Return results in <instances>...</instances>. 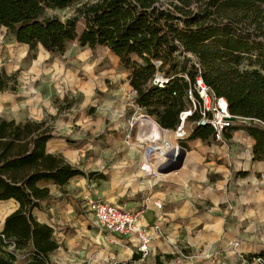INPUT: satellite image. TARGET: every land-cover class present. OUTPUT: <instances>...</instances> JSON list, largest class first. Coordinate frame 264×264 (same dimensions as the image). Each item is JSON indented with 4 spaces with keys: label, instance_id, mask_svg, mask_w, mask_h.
Masks as SVG:
<instances>
[{
    "label": "crops",
    "instance_id": "crops-1",
    "mask_svg": "<svg viewBox=\"0 0 264 264\" xmlns=\"http://www.w3.org/2000/svg\"><path fill=\"white\" fill-rule=\"evenodd\" d=\"M73 42L86 57H98L91 68L97 67L95 77L110 85L99 83L98 93H83L79 109L71 103L58 109L55 104L56 99L69 98L55 89L57 79L51 71L58 54L40 45L33 50L23 45L20 57L11 64L0 63V73H16L18 80L16 92L0 93V116L47 124L49 115H56L46 151L61 155L85 173L63 186L39 183L48 187L49 197L31 214L53 229L58 247L50 253V263L253 264L249 255L264 250V160H253L255 141L245 127L236 124L223 141L184 140L187 153L182 166L154 178L139 170V157L121 152L122 148L96 155L95 142L117 145L129 131L135 113L127 101L129 70L107 47ZM26 58L31 60L23 67ZM79 110L83 115L74 122ZM73 124L80 126L78 130ZM89 172L93 175H87ZM88 196L139 212L138 223L151 235L148 255L136 251L137 243L131 237L103 230L85 207ZM155 202L161 203V208ZM0 206L1 231L5 217L18 205L6 200ZM234 242L238 247L233 248ZM19 255L22 259L23 252Z\"/></svg>",
    "mask_w": 264,
    "mask_h": 264
},
{
    "label": "trees",
    "instance_id": "trees-1",
    "mask_svg": "<svg viewBox=\"0 0 264 264\" xmlns=\"http://www.w3.org/2000/svg\"><path fill=\"white\" fill-rule=\"evenodd\" d=\"M74 2L80 5L65 20L48 12ZM79 19L84 21L80 32ZM0 26L30 50L40 45L63 54L73 41L107 47L129 70L137 104L169 128L184 108L187 83L179 77L161 89L148 83L156 72L154 59L162 60V68L168 66L166 72L187 71L194 81V69L181 68L185 61L179 59L180 52L174 55L176 40L197 55L203 82L226 99L232 115L264 123V0H0ZM11 78L0 73V91L14 89L7 84ZM243 126L255 141L253 160H264V126ZM51 131L46 121L16 122L0 116V200L18 205L0 231V264H15L24 251L29 253L24 264H51L49 255L58 247L53 229L31 214L49 197L48 187L39 183L63 186L85 173L46 151ZM189 138L207 141L212 129L196 126ZM9 243L12 250L7 249ZM253 259L264 264V250L249 255L248 260Z\"/></svg>",
    "mask_w": 264,
    "mask_h": 264
},
{
    "label": "built area",
    "instance_id": "built-area-1",
    "mask_svg": "<svg viewBox=\"0 0 264 264\" xmlns=\"http://www.w3.org/2000/svg\"><path fill=\"white\" fill-rule=\"evenodd\" d=\"M177 45V51L174 55L179 54V59H183L188 65L195 71L194 81L191 82L187 71L177 70L165 71L168 66L162 68V60L154 59L152 63L156 69L155 74L149 81V86L156 88H164L169 84L175 77H179L187 83V87L183 94L184 108L178 113L177 121L174 127H162L160 126L155 118L151 115L146 114L141 106L136 102L137 92L130 88L127 101L128 105L135 109V113L129 123V131L124 137V143L127 146H139L144 147L143 153L140 157L139 170L144 173L148 178H154L159 176L160 173L158 168L165 164L168 160H176L181 154L187 153L186 147L180 142L188 139L192 131L196 126L208 125L212 129V138L215 141H223L227 134L232 133L235 129V125H261L264 126L260 120L250 117H241L232 115L228 110L227 101L222 96H217L214 92L203 82L201 77L202 66L196 54L185 51L183 46L178 42L174 41ZM232 117L235 120H232ZM141 118L154 123L155 130L158 134L156 142L160 145V142L165 140V136H170L173 140V148L170 152H149L147 143L141 141ZM135 126L136 134L135 140H132L131 130ZM173 149V150H172ZM85 207L93 213L99 226L110 233L131 237L137 243L136 251L142 256L148 255L151 250V235L148 230L138 223L139 212L131 211L129 209H122L114 204H109L103 199L97 196H88L85 198ZM156 207L161 208V203L155 202ZM4 242H6L3 235H1ZM238 243H233V246H237ZM8 250L13 249V244L7 245ZM258 263L261 264L260 260L257 259Z\"/></svg>",
    "mask_w": 264,
    "mask_h": 264
},
{
    "label": "rangeland",
    "instance_id": "rangeland-1",
    "mask_svg": "<svg viewBox=\"0 0 264 264\" xmlns=\"http://www.w3.org/2000/svg\"><path fill=\"white\" fill-rule=\"evenodd\" d=\"M78 5H80V2H74L68 7H65L62 9L49 10L48 12L50 15H56L61 20H65L66 18L72 17L75 14V9ZM83 26H84V21L82 19H79L77 23L78 32L82 30ZM23 52H24V46L22 44L16 43L15 40L12 38V36L9 34V32L4 27L0 26V63L6 62L7 64H11L13 60L20 57V55H22ZM54 58H56L57 61L55 62V66L52 67L53 70L51 72H54L56 79H57V82L55 84V87H56L55 89H58L60 91L62 90L69 96V98H66L67 97L66 96L62 100H58V99L55 100V104L58 109L69 106L70 103L74 108L79 109V105L81 102L80 99L82 98L83 93H86V94L88 92L98 93L99 90L97 87L99 83H100V86H102V84H105V86H107L108 88L110 87V85L107 83L108 80L103 81V78L97 79L95 77L96 75H98L97 72L99 71L97 67L91 68L93 62L98 57H95L93 55L86 57L83 54V49H81L80 46L76 42L69 43L66 51L63 54L55 55ZM8 59L10 60L8 61ZM103 59L105 60L107 58H105L104 56ZM30 60L31 59L29 58H26L25 60H23L24 62L23 67H27ZM105 62L108 63L107 61ZM88 65L90 66V70H87ZM184 65L185 66H181V68H185L186 70H188L189 67L186 62L184 63ZM9 76H13V78L9 79L7 81V84L8 86H13L14 89L7 88L3 91H0V93L1 92L2 93L3 92L13 93L17 91L18 80H17L16 73L11 74ZM92 109L89 110L90 114H91ZM142 111L145 112L144 110ZM85 112L86 114H88L87 109H85ZM76 113L77 114H76V118L74 119V122L75 120H78L79 117L81 118V116L83 115V112L81 110L77 111ZM56 117H57L56 115L55 116L49 115L48 117L49 119H47V122H48L47 125H49V127L52 125L51 123L56 119ZM73 126L75 130H78V128L80 127V126L77 127L75 124H73ZM135 134H136V128L134 126L131 130V136H132L133 141L135 140ZM100 136L101 135H99L98 137H95L94 140H97L98 138H100ZM94 144L96 145V147L94 148L93 151L96 155L100 153H103V154L105 153L109 155V153L115 152L116 148H122L121 152L132 154L134 155L135 158L139 157L140 159L141 154L143 153V150H144V147H139L136 145L127 146L124 143V138H123V141L118 142L117 145H113L110 143L109 145L102 146L98 142H95ZM179 144L182 145L183 143L180 142ZM2 202L4 201H0V203ZM0 209H1V206H0ZM259 229H261V227H259ZM235 247H238V246H233V248ZM244 254L245 253H242V255ZM28 258H29V253L23 252V258L21 259L20 255H18L16 258L17 260L15 264H23V262L27 260ZM252 263L259 264L257 259H254Z\"/></svg>",
    "mask_w": 264,
    "mask_h": 264
},
{
    "label": "bare ground",
    "instance_id": "bare-ground-1",
    "mask_svg": "<svg viewBox=\"0 0 264 264\" xmlns=\"http://www.w3.org/2000/svg\"><path fill=\"white\" fill-rule=\"evenodd\" d=\"M141 132L140 138L141 141H145L147 143V150L149 152H157V154L165 151V152H170V149L173 148V140L170 138V136H165V140L163 142H160L161 144L158 145L156 141L158 139V134L157 131L155 130V125L154 123H151L147 120H144L141 118ZM174 149V148H173ZM172 149V150H173Z\"/></svg>",
    "mask_w": 264,
    "mask_h": 264
},
{
    "label": "water",
    "instance_id": "water-1",
    "mask_svg": "<svg viewBox=\"0 0 264 264\" xmlns=\"http://www.w3.org/2000/svg\"><path fill=\"white\" fill-rule=\"evenodd\" d=\"M232 120H235L232 117ZM183 154H181L176 160H168L165 164L158 168L160 173H167L179 169L183 164Z\"/></svg>",
    "mask_w": 264,
    "mask_h": 264
}]
</instances>
